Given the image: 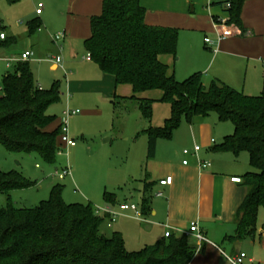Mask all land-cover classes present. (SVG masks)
Returning a JSON list of instances; mask_svg holds the SVG:
<instances>
[{
  "label": "trees",
  "instance_id": "1",
  "mask_svg": "<svg viewBox=\"0 0 264 264\" xmlns=\"http://www.w3.org/2000/svg\"><path fill=\"white\" fill-rule=\"evenodd\" d=\"M246 1L213 0L212 5L226 8L228 25L244 33L241 16ZM145 16L141 0H104L102 14L91 19L85 49L104 74L115 77L117 86L133 88L129 100L139 102L145 120H152L155 102L139 95L160 91V102L171 107L164 127L145 131L148 158L154 157L158 140H171L184 120L216 114L220 122L234 125V133L216 150L236 156L247 153L252 172L246 177L248 195L235 215L237 231L230 240L254 237L259 210L264 209V95L247 96L217 80L206 85L202 74L177 81L160 57L177 56L179 32L147 26ZM60 102V82L40 89L30 63H19L1 84L2 145L13 153H38L47 164H55L61 153V127L49 131L56 118L46 110ZM34 186L17 172H0V193L8 197L0 211V264H190L198 253V246L185 235L128 252L120 233L111 238L100 233L108 216H98L91 204H66L60 185L53 186L49 200L38 207L17 208L11 194Z\"/></svg>",
  "mask_w": 264,
  "mask_h": 264
},
{
  "label": "crops",
  "instance_id": "2",
  "mask_svg": "<svg viewBox=\"0 0 264 264\" xmlns=\"http://www.w3.org/2000/svg\"><path fill=\"white\" fill-rule=\"evenodd\" d=\"M103 3L104 0H70L67 29H64L66 36L61 45H58L60 54L67 51L63 49V43L69 47V58L72 61L69 63L70 67L78 60L74 45L80 41L85 48V41L91 37V19L102 14ZM205 3L206 1L201 0H141L142 6L146 9L147 26L176 29L179 32L177 56L179 55L180 58L161 56L160 61L168 67L169 75L174 76L179 82L195 74H202L206 85L217 80L247 96L264 95V0L246 1L241 16L245 32L234 26V36L218 42L217 35L212 40L213 46L206 44V38L203 44L201 38L198 40L196 35L217 34L216 20L220 18L227 20L229 15L225 12L226 8L213 6V0ZM33 7L35 12L33 10L31 18H28L31 19L28 22L29 36L35 35L37 29L39 30L46 20L44 11L42 15H37L35 2ZM184 41L190 46L188 59L180 55ZM10 42L17 40L11 38ZM39 42H41L40 37L32 46V50H25L15 59H7V68H11L13 62L18 64L25 62L21 59L26 52L33 54L26 62H32L35 57L34 49ZM56 58L51 59L53 71L61 68ZM86 62L93 65L89 69L93 78L89 79L87 71L78 74L77 69L76 72L71 73L66 88H63V82H60V103H63L65 90L83 95L96 94L98 102L114 98L129 100L134 96L130 85L117 86L114 76L104 74L94 61ZM12 72L6 71L4 74L2 72V81ZM36 85L45 90L40 84ZM154 92L157 91L143 93L138 98L152 100L154 97L155 99L163 97L162 92ZM63 116L62 112V116L55 121L49 131L61 127ZM145 121L149 129L154 127L151 126L152 121ZM232 133L234 130L228 125L224 126L217 115L216 117L212 114L208 117L196 116L191 122L184 120L171 140H158L153 158H148L149 137L145 134V130L142 135L137 133L129 146L130 172H127L128 176L124 181L126 187L120 188V197L116 194L109 200L113 204L121 201L122 204L132 203L139 207L142 212L141 219H138L133 212L122 213L120 217L129 219L137 226L135 228L145 232L148 236L147 244L160 242L159 240L165 238L168 231L175 237H182L193 223H197L211 243L203 244L201 251L209 247L223 254L220 244L226 242L234 244L230 238L234 237L237 231L235 215L248 195L245 181L247 175L252 172L247 153V156L243 155L245 153L236 156L231 152L216 150L223 144L225 137ZM130 139L132 138L129 137L128 140ZM112 141L113 139L106 140V142ZM195 146L201 147L198 156L183 154L186 149L193 151ZM200 160L209 162L210 166L202 169ZM184 161L188 164L184 165ZM168 177L173 178L172 184L161 187L159 182ZM233 178H241L242 183H233L231 181ZM158 192L162 193L161 197L156 196ZM137 221L142 224L135 223ZM261 234L264 235V230ZM248 262L256 264L253 259Z\"/></svg>",
  "mask_w": 264,
  "mask_h": 264
},
{
  "label": "rangeland",
  "instance_id": "3",
  "mask_svg": "<svg viewBox=\"0 0 264 264\" xmlns=\"http://www.w3.org/2000/svg\"><path fill=\"white\" fill-rule=\"evenodd\" d=\"M201 1H206L205 4H207L209 0ZM33 2L36 5L43 3L46 20L41 28L37 29L35 35L29 36L28 22L31 19L28 18H31L33 10L35 12ZM69 4L70 0H0V35L7 36V40L2 42L0 40V85L2 84V72L3 74L6 71L12 72L18 64V62H13L11 68L8 69L6 60L17 58L25 50H32L38 37L41 42L37 43V48L34 49V60L30 62L36 84L49 90L55 82H63V88H66L68 77L77 69L78 74L87 71L89 79L93 78L89 70L93 65L84 60L87 52L80 41L74 45L78 60L72 67L69 66L71 61L69 47L63 43V49L67 51L60 54L58 45L53 42V36L64 33L67 26ZM196 36L198 40L201 38L204 44L205 38L214 40L217 34L203 33L202 36L200 34ZM11 38H15L17 42H10ZM183 44L180 55L188 59L190 46L186 41ZM57 56H60L63 62L60 70L53 71L51 70L53 64L51 59ZM179 58L178 55L177 59ZM89 90H91L90 86ZM64 93L63 103L48 107L46 114L57 120L62 116V112L68 109L80 111L81 114L72 116L68 120L70 136L77 139L78 146L75 148L62 147L56 163L50 165L38 153H13L0 142V172H17L35 184L31 189L13 192L11 199L19 209H34L41 202L49 200L53 186L60 185L63 187L62 197L66 204H91L94 210L96 212L100 210L101 214H103L101 210L121 213L122 202L113 204L109 198L116 194L120 197V190L126 187L124 181L128 176L127 172H130L128 156L133 137L137 133L142 135L144 130L149 129L140 110L139 102L122 98L98 102L96 94L93 93L83 95L76 92L71 93L68 90ZM161 99L162 96L151 100L155 102L151 126H158V128L164 127L166 120L171 116V107L159 102ZM212 116L216 117V114ZM221 123L234 130L232 123ZM129 137L132 139L128 140ZM107 139H113V141L106 142ZM243 155L247 156L246 153ZM67 168L71 170L72 175L59 180L55 175L56 172H63ZM7 204L8 197L0 193V211L5 209ZM135 223L142 224L140 221ZM109 224L110 220L106 218L100 227V233L111 238L119 232L128 252H137L152 247L158 242L147 244V234L135 228L137 226L129 219L119 217L111 227ZM263 225L264 209L261 208L256 235L246 237L234 244L229 242L220 244L225 255L232 257L235 254L245 253L248 260L253 259L256 264H264V235L261 234L264 230ZM164 239L163 237L159 241ZM188 240L192 242L191 239ZM196 255L190 264H230L224 254L211 250L209 247ZM248 260L245 264H249Z\"/></svg>",
  "mask_w": 264,
  "mask_h": 264
},
{
  "label": "built area",
  "instance_id": "4",
  "mask_svg": "<svg viewBox=\"0 0 264 264\" xmlns=\"http://www.w3.org/2000/svg\"><path fill=\"white\" fill-rule=\"evenodd\" d=\"M43 10H44V5L43 3H39L37 5V9H36V13L37 15H42L43 14ZM216 29H217V35H218V42H221L227 38H230L232 36H234L233 34V30H234V25H228L227 23V20L226 19H223V18H220L218 19L216 22ZM241 34V33H239ZM65 33H60L56 36H54V42L57 44V45H60L59 43L62 42V40L65 38ZM0 38L1 40H5L6 39V36L4 34H1L0 35ZM206 44L208 46H213L214 45V42L210 39H206ZM33 56V54L31 52H26L22 55V61H28L31 59V57ZM85 60L86 61H92V56L90 53L87 54V56L85 57ZM56 61L58 64H62L63 60L61 57H57L56 58ZM10 66V64H9ZM41 89V88H40ZM1 91V89H0ZM81 112L80 111H71V110H66L64 112V116H63V120H62V123H61V135H60V144H61V147H67V148H74L77 146V141L74 140L71 136H70V131H69V118L71 116H74V115H79ZM213 143H215V141L213 140ZM201 150V147L200 146H195L194 147V150L191 151L189 149H186L184 150L183 154L185 156H189L191 154H194L196 156H198V153L199 151ZM200 163V167L202 169H206L210 166V163L209 162H204V161H199ZM188 162L187 161H184V165H187ZM37 168H40L39 166H37ZM57 176V178L59 180H64L66 177H69L72 175V172L69 168L65 169L63 172H56L55 174ZM233 183H242V179L241 178H233L231 180ZM173 182V178L172 177H168L164 180H161L159 182V185L161 187H164V186H169L171 185ZM157 197H161L162 196V193L161 192H158L156 194ZM103 212V214L100 213V210L96 212V214L98 216H101V217H105V216H108L109 220H110V224H109V227H111L113 225V223L116 222V220L120 217V215L122 213H126V212H133L135 214V216L138 218V219H141L142 218V212L141 210L139 209V207L136 205V204H124V205H121L120 206V212L121 213H115L111 210H101ZM184 235L189 238V239H192L194 241V243L198 246V252H200L201 248H202V245L205 244V243H210V241L206 238V236L201 232V230L199 229V226L197 223H193L189 230L187 232L184 233ZM172 234L171 232H166L165 234V238H169L171 237ZM225 255V253H223ZM226 256V255H225ZM226 258L228 259V261L230 262V264H245L246 260H247V255L245 253H241V254H238L236 256H232V257H228L226 256Z\"/></svg>",
  "mask_w": 264,
  "mask_h": 264
}]
</instances>
